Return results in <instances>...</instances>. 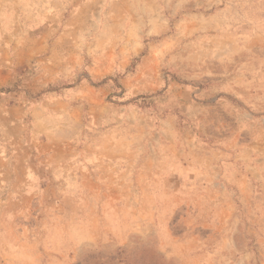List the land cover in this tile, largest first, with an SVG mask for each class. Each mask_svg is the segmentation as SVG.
<instances>
[{"label": "rangeland", "instance_id": "rangeland-1", "mask_svg": "<svg viewBox=\"0 0 264 264\" xmlns=\"http://www.w3.org/2000/svg\"><path fill=\"white\" fill-rule=\"evenodd\" d=\"M0 264H264V0H0Z\"/></svg>", "mask_w": 264, "mask_h": 264}]
</instances>
